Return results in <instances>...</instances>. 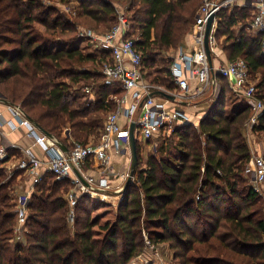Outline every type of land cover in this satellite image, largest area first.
<instances>
[{
	"label": "trees",
	"instance_id": "16d2710c",
	"mask_svg": "<svg viewBox=\"0 0 264 264\" xmlns=\"http://www.w3.org/2000/svg\"><path fill=\"white\" fill-rule=\"evenodd\" d=\"M202 1L79 0L77 8L98 22H113L110 30L118 6L126 3L144 78L175 92L180 87L164 53L180 47ZM250 10L221 9L216 36L226 37L230 60L247 61L264 100L263 35L246 34ZM64 12L42 0H0V93L71 149L74 141L88 144L102 135L104 117L118 105L112 96L125 90L105 83L102 68L113 60L110 49H51L56 40L74 44L81 38L71 13ZM240 22L245 28L236 32ZM219 81V95L200 124L179 122L157 136L159 154L145 165L138 139L133 181L118 208L103 216L92 217V197L84 194L70 223L65 194L72 180H57L46 171L31 194L19 239L14 188L21 169L8 176L5 160L0 161V264H131L147 241L168 243L175 264H264L263 200L245 175L252 157L245 133L252 107L244 97L227 108L229 81L222 75ZM252 129L264 131V112Z\"/></svg>",
	"mask_w": 264,
	"mask_h": 264
},
{
	"label": "built area",
	"instance_id": "2783aa9c",
	"mask_svg": "<svg viewBox=\"0 0 264 264\" xmlns=\"http://www.w3.org/2000/svg\"><path fill=\"white\" fill-rule=\"evenodd\" d=\"M235 6H253L257 9L251 26L257 33L263 35L262 53L264 54V0H203L197 10L192 26L195 40L200 48L193 55L181 53L180 57H177L171 66L172 75L182 92H187L190 89V78L198 80L197 90L200 92H203L210 81L211 68L204 44L207 21L212 14L216 15L210 35V45L212 47L217 43L218 12L223 8L232 9ZM118 9V21L110 30L99 34L93 29H85L79 34L81 38H89L93 44H96L95 47H99L98 50L110 49L112 51V62L104 63L102 68L105 83L120 85L125 90L124 96L129 91H134L132 94L133 103L129 106L122 103L126 100L124 96H112L118 105L105 118L104 131L99 141L88 144L74 141L72 142V148L68 152H64L52 138L46 135L27 116L20 104H6L7 109L14 117L13 128L25 127L27 135L33 139L34 143L41 144L49 151L51 158L47 171H51L57 180L68 178L72 180L73 186L65 194L70 205L68 220L72 224L75 221V207L82 195L95 196L102 192L106 195L105 192L109 191L120 193L121 196L124 195L122 192L130 175V170L115 172L110 150L115 149L117 152H122V148L130 147V126L133 122H136L138 139L145 141L167 131L172 132L179 122H187L184 120L185 116L182 111L173 110L166 103L158 102L156 97L151 95L154 90H161L162 87L155 86L144 78L142 53L136 46L138 37L130 33V21L120 11L122 9L121 4ZM217 72L228 78L232 82V86L243 93L252 107V114L247 125L250 128L254 127L259 121V116L264 112V100L257 95L256 81L250 79L247 61L244 58L228 60L218 67ZM85 90L91 97L95 95L91 87H86ZM3 99L0 97V100L3 101ZM122 117L127 120V126L125 127L120 124ZM4 124V111L0 109V125ZM114 136L117 139L115 144ZM11 145H0V161L8 158V148L15 147L14 144ZM26 153V156L21 158L15 166L34 174L36 185L45 174V172H39L43 161L32 153L31 148H27ZM89 160L99 163L100 175L98 177L87 175L84 172V165ZM249 164L251 175L253 173L252 187L264 202V155H253ZM78 172L87 183L81 179L77 174ZM30 197L31 194H26L21 196L18 201L15 232L19 239H23ZM108 197H113V195L109 193Z\"/></svg>",
	"mask_w": 264,
	"mask_h": 264
},
{
	"label": "crops",
	"instance_id": "0c3cea01",
	"mask_svg": "<svg viewBox=\"0 0 264 264\" xmlns=\"http://www.w3.org/2000/svg\"><path fill=\"white\" fill-rule=\"evenodd\" d=\"M243 1V0H242ZM251 7V6H250ZM257 9L251 7V12H253V18L254 14ZM252 14V13H251ZM251 22L253 19H250ZM252 24V23H251ZM218 26V22H217ZM236 32H239L242 28H245L242 22H240L238 25L235 27ZM253 31H255L252 26L250 27ZM248 30V28H246ZM257 33V32H256ZM259 33H257L258 35ZM223 39L225 36L222 37ZM80 40V39H79ZM78 40V41H79ZM65 47H68L69 45L67 43L63 44ZM200 48V45L196 42L195 37H194V31L191 29L188 34L185 35V37L182 39L180 47L178 49L170 50L168 52H165L164 54L169 53V57L172 60L171 66L176 60L177 57H180V54H186V55H193L196 53V51ZM211 48L212 49V66L211 68V76H210V81L208 84L205 86V89L203 92H200L197 90V86L199 85L198 80L194 78H190V89L187 92H182L181 89L177 88L175 92L168 91L165 88H162L161 90L167 91L169 94H173L175 96L174 99H170L168 97H165L161 94H156L154 95L156 97V100L158 102H163L168 105V107L172 108L173 110H180L184 113V120L189 121L196 126H198L201 122V120L206 116L208 113L209 107L212 104V102L215 101V98L219 95L220 92V81H219V73L218 67L222 64L227 62L229 59L228 52L225 50V48L222 46H219V43L213 45ZM167 57V56H166ZM168 58V57H167ZM242 58V57H239ZM209 60V59H208ZM210 64V62H209ZM228 79V78H227ZM175 80V79H174ZM253 80V79H252ZM257 79H255L256 81ZM231 87H232V82L228 79ZM176 82V81H175ZM257 82V81H256ZM177 83V82H176ZM179 86V84L177 83ZM179 89V90H178ZM234 91L238 92L239 94H243L240 90L235 89L232 87ZM155 91V90H154ZM153 91V92H154ZM133 92L134 91H129L124 98L126 99L125 101H122L124 105L129 106L133 103ZM184 93V94H183ZM121 96V97H123ZM95 95L92 97L94 98ZM6 104L8 102L3 99L0 100V109L4 111V120L5 124L0 125V145H11L14 144L15 147H9L8 148V153L9 156L7 159H5V166L10 170V173H13L17 171V168L15 164L23 157L26 156V149L31 148L32 153L36 155L38 158H40L42 162V166L39 170L41 173L46 172L49 169V160L51 158V155L48 150H46L41 144L34 143L33 139L30 138L27 135V129L25 127H18V128H13L12 122L14 120L13 115L11 112L7 109ZM227 108H229L227 106ZM248 122V121H247ZM120 124L122 126H127V120L122 117L120 119ZM253 128V127H252ZM252 128L248 127L246 125L245 133L247 135V138L249 139V145L251 147L252 151V156L253 155H264V139H257L259 138V131L257 133L251 132ZM249 132V134H248ZM114 144L116 143L117 139L114 136ZM156 138V137H155ZM153 138L152 140H154ZM12 146V145H11ZM61 148V147H60ZM131 148V147H130ZM62 149V148H61ZM63 150V149H62ZM110 155H111V160L113 164V168L115 172H121L123 170L129 169L130 166V157H128L127 152H117L115 149L110 150ZM87 164V165H86ZM84 165V172L87 175L95 176L98 177L100 175V166L97 161H91L89 160L87 163ZM90 165V166H89ZM20 171V170H19ZM248 174V173H247ZM246 178L249 179L251 182L253 178V173L252 175H247ZM17 182L15 184L14 188V193L17 194V203L20 199L21 196H24L26 194H32L33 191L35 190V175L31 174L29 171L25 169H21L20 173L17 175L16 178ZM116 197V196H115Z\"/></svg>",
	"mask_w": 264,
	"mask_h": 264
},
{
	"label": "rangeland",
	"instance_id": "374dc122",
	"mask_svg": "<svg viewBox=\"0 0 264 264\" xmlns=\"http://www.w3.org/2000/svg\"><path fill=\"white\" fill-rule=\"evenodd\" d=\"M43 3L48 4L49 6H54L56 7V9H58L59 11H65L64 13H71V18L72 21L76 24L77 26V33L81 34L80 32H83L85 29H93L96 33H103L106 32L108 30V28L112 25L113 22H98L96 20H94L93 18L82 14L78 13V2L79 0H42ZM78 1V2H77ZM240 1V0H239ZM122 3L121 7L122 9L120 10L121 12L124 13V15L127 17V19L132 17V12H129L126 10V5ZM253 7V6H251ZM75 8V10H74ZM228 8V7H226ZM253 15V12H251ZM251 20H248V24L246 26V28H248V30H246V34L250 35V36H257L256 31H253L250 27H251ZM38 27H40L39 29H41L42 31L44 30V27L39 25ZM195 37V36H194ZM221 37L216 36L217 41L219 43V46H222L225 48V40L226 37L223 39ZM59 42H57V40L51 45V49L55 50V49H59V48H63L65 47V45H63V42L58 40ZM69 45V47H77L80 46V49L85 51L86 53H89L90 51H94L96 52L99 48L98 46L95 47L96 44H93L91 42V40L89 38H80L79 41H77L76 43H72L69 42L67 43ZM98 45V44H97ZM174 50V49H172ZM169 57V53L165 55V57ZM166 57V58H167ZM160 65H163V62H159ZM88 67L94 66L95 65H91V64H87ZM79 68V67H78ZM257 83V82H256ZM228 91L226 94V104L227 106L230 108V106L235 105L239 102H243L245 100L244 95L239 94L238 92L234 91L233 89H231V85L230 83H228ZM232 84V83H231ZM125 95L124 91H120L118 96H123ZM4 98V97H3ZM95 99V97L93 98ZM115 101V100H114ZM126 106V105H125ZM104 114V113H103ZM105 116V115H104ZM106 116L104 117V121H105ZM103 121V123H104ZM65 131V130H64ZM70 131L68 130V133ZM251 132L253 133H257L258 131H255L254 129L251 130ZM67 134V133H66ZM249 134V132H248ZM259 138L257 139H264V131H260L259 133ZM101 138V136L99 138L96 139V141H98ZM248 143L250 142L249 139L247 138ZM95 138H91L90 142H96ZM139 145H140V157H141V165H145L148 161V159H150L152 156H157L159 154L158 152V148L160 146V142L159 141H145L142 139H139ZM122 151L127 152L128 157H130V163L132 160V152H131V148L130 147H126V148H122ZM90 166V165H89ZM249 165H247L246 167V171H245V175L248 173L249 175H251V171L249 170ZM131 164L129 166L130 170ZM125 171V170H123ZM6 175L8 174V176L10 175V170L7 168L6 171ZM247 174V175H248ZM17 180V179H16ZM249 181V179H247ZM112 194L113 197H108V194ZM106 195H104V192L99 193L98 195L95 196H91L92 197V217H96V216H103L107 211L113 210V209H117L119 206V203L121 202V198L123 196H121L120 193H116V192H105ZM118 196V197H115ZM121 196V197H120ZM120 200V202H119ZM262 201H260L259 204H261ZM264 205V202H262ZM259 208H262V205L259 206ZM131 264H175L174 262V258H173V251H171V249L169 248L168 243H160L158 245L156 244H152L149 243L147 241V246L144 250V252L139 255L136 259H134L132 261Z\"/></svg>",
	"mask_w": 264,
	"mask_h": 264
},
{
	"label": "water",
	"instance_id": "95a60500",
	"mask_svg": "<svg viewBox=\"0 0 264 264\" xmlns=\"http://www.w3.org/2000/svg\"><path fill=\"white\" fill-rule=\"evenodd\" d=\"M215 14H212L206 24V30H205V36H204V44H205V49L207 52V56L211 65V68H213L212 66V48L210 45V35L212 32V28H213V23H214V19H215ZM156 94H161L165 97H168L170 99H174L175 96L173 94H169L167 93V91L165 90H156L154 92L151 93V95H156ZM0 97L3 98L2 93H0ZM8 102V101H7ZM10 103V102H8ZM36 123V122H35ZM36 125L46 134L48 135L50 138H52L62 149L64 152H68L69 148L62 142L60 141L55 135H53L52 133H50L49 131H47L46 129H44L41 125H39L38 123H36ZM137 143H138V137L136 135V122H133L130 126V147H131V152H132V160H131V167H130V175L125 183V187L123 190V194L124 192L127 190V188L130 186V184L133 181V178L135 176V172L139 163V157H138V148H137ZM81 179L87 183V181L84 179V177L78 172L77 173Z\"/></svg>",
	"mask_w": 264,
	"mask_h": 264
}]
</instances>
